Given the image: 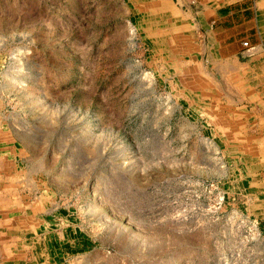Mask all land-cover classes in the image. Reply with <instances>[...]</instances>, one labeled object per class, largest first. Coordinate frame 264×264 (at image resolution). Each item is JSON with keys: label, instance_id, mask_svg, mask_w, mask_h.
Masks as SVG:
<instances>
[{"label": "rangeland", "instance_id": "rangeland-1", "mask_svg": "<svg viewBox=\"0 0 264 264\" xmlns=\"http://www.w3.org/2000/svg\"><path fill=\"white\" fill-rule=\"evenodd\" d=\"M194 5L0 0V264H264L262 46Z\"/></svg>", "mask_w": 264, "mask_h": 264}, {"label": "crops", "instance_id": "crops-1", "mask_svg": "<svg viewBox=\"0 0 264 264\" xmlns=\"http://www.w3.org/2000/svg\"><path fill=\"white\" fill-rule=\"evenodd\" d=\"M190 2L195 4V12L206 19L207 34L233 56L238 57L241 39L261 43L258 55L243 62L246 74H251L255 85L263 84L261 90L249 87L247 96L257 103L247 106L244 116L246 128L252 127L255 135L261 133L258 143L264 147V125L259 124L264 116V0H184L186 4ZM250 112L255 113L254 121L248 120L252 116Z\"/></svg>", "mask_w": 264, "mask_h": 264}, {"label": "built area", "instance_id": "built-area-1", "mask_svg": "<svg viewBox=\"0 0 264 264\" xmlns=\"http://www.w3.org/2000/svg\"><path fill=\"white\" fill-rule=\"evenodd\" d=\"M242 45L245 47L247 54H252L254 51V46L249 43V41L242 42Z\"/></svg>", "mask_w": 264, "mask_h": 264}]
</instances>
